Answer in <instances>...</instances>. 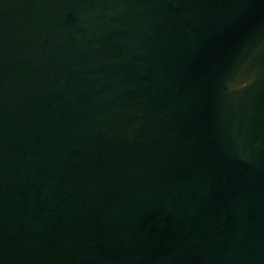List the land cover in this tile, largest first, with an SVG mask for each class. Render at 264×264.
I'll return each mask as SVG.
<instances>
[{
	"label": "water",
	"instance_id": "water-1",
	"mask_svg": "<svg viewBox=\"0 0 264 264\" xmlns=\"http://www.w3.org/2000/svg\"><path fill=\"white\" fill-rule=\"evenodd\" d=\"M0 264H264V0H0Z\"/></svg>",
	"mask_w": 264,
	"mask_h": 264
}]
</instances>
